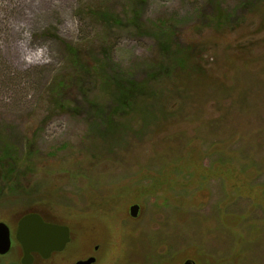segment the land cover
<instances>
[{"label":"rangeland","instance_id":"1","mask_svg":"<svg viewBox=\"0 0 264 264\" xmlns=\"http://www.w3.org/2000/svg\"><path fill=\"white\" fill-rule=\"evenodd\" d=\"M94 1L0 0V132L22 149L33 143L25 193L0 192L7 257H17L18 220L39 211L68 224L77 242L101 245L100 264H264V12L221 0L233 18L218 28L204 21L209 0H147L143 17L174 24L196 48L195 65L224 88L214 81L193 107L165 91L173 116L116 143L89 137L92 117L55 110L48 93L71 70L65 43L105 34L87 14ZM103 2L118 13L129 4ZM111 35L123 69L157 53L133 29Z\"/></svg>","mask_w":264,"mask_h":264},{"label":"trees","instance_id":"2","mask_svg":"<svg viewBox=\"0 0 264 264\" xmlns=\"http://www.w3.org/2000/svg\"><path fill=\"white\" fill-rule=\"evenodd\" d=\"M126 1L129 4L123 13L106 8L103 0L94 1L87 8V14L103 24L106 32L93 37L81 36L77 43H65L71 70L48 91L55 110L64 113L86 111L92 117L88 134L94 140H117L136 131V126L141 125L143 131L164 124L172 115L168 109V96L163 94L165 91L185 97L193 107V100H205L208 91L217 84L211 75L195 65L196 48L181 39L174 24L149 23L143 17L147 0ZM209 5L212 12L204 14L205 23L220 28L231 22L233 14L222 6L221 0H209ZM238 9L264 12V0H245ZM115 28H130L138 37L153 38L157 45L154 59L130 71L120 67L114 59V44L112 40L110 42ZM68 84L76 86L82 98L70 92L71 88L67 91ZM219 84L224 88L223 83ZM186 102L183 104L187 105ZM21 146L17 139L0 132V175H4L0 178V192H6L7 196L25 193L21 181L29 170L22 165L31 158L33 143L27 149Z\"/></svg>","mask_w":264,"mask_h":264},{"label":"water","instance_id":"3","mask_svg":"<svg viewBox=\"0 0 264 264\" xmlns=\"http://www.w3.org/2000/svg\"><path fill=\"white\" fill-rule=\"evenodd\" d=\"M139 205L130 207V214L136 217L139 213ZM16 239L22 245L25 261L30 257L32 251L49 253L54 249H60L69 241V228L44 221L37 212H30L23 215L16 232ZM11 248L10 227L5 222H0V253L5 254ZM184 264H196L194 260L187 259Z\"/></svg>","mask_w":264,"mask_h":264},{"label":"flooded vegetation","instance_id":"4","mask_svg":"<svg viewBox=\"0 0 264 264\" xmlns=\"http://www.w3.org/2000/svg\"><path fill=\"white\" fill-rule=\"evenodd\" d=\"M37 213H39L46 222L67 226L69 228V241L64 247L60 249H54L49 253H43L41 251H32L30 253V257L23 261L24 250L22 245L16 239V228L15 239L17 241V257L14 260H10L7 257L13 248L12 231L10 228L11 248L5 254L0 253V264H100V252L102 250L101 245H98L96 243H89L86 240V242H77L72 232V228L68 224L48 219L45 215L41 214L40 212Z\"/></svg>","mask_w":264,"mask_h":264}]
</instances>
